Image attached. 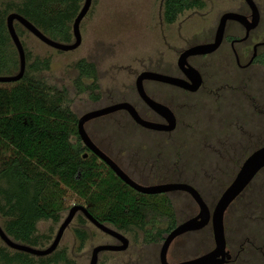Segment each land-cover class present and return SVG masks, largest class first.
Returning a JSON list of instances; mask_svg holds the SVG:
<instances>
[{"label": "rangeland", "instance_id": "obj_1", "mask_svg": "<svg viewBox=\"0 0 264 264\" xmlns=\"http://www.w3.org/2000/svg\"><path fill=\"white\" fill-rule=\"evenodd\" d=\"M199 1L201 2L199 7L184 11L174 23L167 24L163 19L164 0H91L90 9L80 24L81 44L75 50L68 52L44 44L25 28L18 26L16 31L25 50L26 70L46 85L64 92V105L77 119L109 103L120 102L123 98L132 100L142 108L134 89L136 77L141 72L147 70L177 72V58L183 49L195 43L211 40L224 13L247 10L243 0ZM21 2L22 0H3L0 9H7L8 4H12L8 14ZM84 2L85 0H82L79 3L77 12ZM254 2L259 7L262 21L253 34L249 47L254 42L264 40V0H254ZM73 20L72 18L69 24L71 34L69 42L51 35L42 27L38 29L50 39L61 43H73ZM242 32L236 22L231 21L228 24L227 33L240 35ZM227 48H229L228 44L223 45L222 49L210 59L194 58L190 62L194 65H203L207 86H213L211 81L223 83L227 79L232 80L233 85L241 88L235 89L236 92H241V95L234 91L227 93L228 89H226L220 92L221 96L219 93L197 95L196 97L202 98L198 103L197 98L187 99L182 95L174 94L170 89L167 91L166 87L151 90L154 96L162 101L174 105L182 102L184 109H178L181 119L178 129L180 132L181 130L185 133L190 132L183 137L175 132L170 135V139H167L170 150L173 147L176 150L169 152L171 155L165 162L170 164L167 166L168 175L176 171L175 165L178 164V172L199 190L210 208L214 207L232 182L245 158L264 144V126L261 125H264V115L257 117L251 98L252 95L258 97V92L260 94L264 92V68L255 65L245 73L244 78L240 77L241 79L230 76L233 75L229 66L231 52ZM12 49L15 52L13 58L17 60V67L13 70L16 73L19 57L14 45ZM3 54L8 53L6 51ZM81 59L95 65V78L79 77L75 65ZM36 61H46L48 66L29 69ZM14 85L15 83H2L0 88L11 89ZM87 86L96 87L81 90V87ZM145 86L147 87V83ZM260 87L262 91L259 90ZM196 107L198 109H195ZM97 127L103 129V132L97 133L95 131ZM85 129L126 168L131 162L137 161L135 152L139 151L138 154L141 156L142 153L150 150L155 140L152 141L150 135L134 127L128 118L121 115L100 118L95 123H88ZM70 139L75 142V135ZM160 142L162 143V140ZM149 146L151 147L148 149ZM112 147L122 148V153L118 154L115 152L117 149L113 150ZM153 156L146 158L150 159ZM86 197L87 195L82 196L66 187L63 188L61 194L63 210L60 220L57 223L51 220L39 221L36 224L39 244L33 247L47 248L71 206L75 204L86 206ZM177 199L175 216L178 221H183L188 213L196 210V205L184 195H180ZM230 209V216L226 221L230 245L238 249L242 244L245 248L244 256L251 258L248 264H264V170L254 178ZM0 222L2 224L3 220L0 219ZM77 229L87 234L83 245L76 237ZM135 233H125L130 240V248L126 252L104 253L100 258L109 256L113 260L111 264H115V258L116 264H123L126 260H135L150 253L152 248L141 246L139 235ZM103 242H113V239L78 214L64 232L54 253L56 261L49 264H89L93 248ZM1 244L5 246L2 242ZM5 247L11 255L19 252ZM25 255L33 264H46L47 258L53 254L46 257H35L27 253ZM0 264L6 263L0 261ZM12 264L27 263L18 261Z\"/></svg>", "mask_w": 264, "mask_h": 264}, {"label": "trees", "instance_id": "obj_2", "mask_svg": "<svg viewBox=\"0 0 264 264\" xmlns=\"http://www.w3.org/2000/svg\"><path fill=\"white\" fill-rule=\"evenodd\" d=\"M81 1L22 0L13 12L7 14L12 4H8V10L0 9V75L11 74L17 67L6 27L9 14L17 13L35 27L69 42V24L77 15ZM200 3L199 0H164L163 19L172 24L180 14L199 7ZM6 51L8 54H3ZM42 66L47 67L48 63L36 61L29 69ZM75 66L80 78H95L93 63L81 59ZM93 87H81V90ZM63 94L28 71L11 89L0 88V219L3 220L0 224L8 237L29 246L39 244L36 234L39 221L60 220L61 194L65 187L87 195L89 212L101 222L121 228L133 217L124 213V209L133 207L130 191L117 192L116 181L110 175L102 179L101 166L82 159L79 141L70 142V136H77V118L64 105ZM75 232L83 245L86 232L80 229ZM55 256L48 257L46 264L56 261ZM27 258L20 252L11 255L0 242V261L33 264Z\"/></svg>", "mask_w": 264, "mask_h": 264}, {"label": "flooded vegetation", "instance_id": "obj_3", "mask_svg": "<svg viewBox=\"0 0 264 264\" xmlns=\"http://www.w3.org/2000/svg\"><path fill=\"white\" fill-rule=\"evenodd\" d=\"M243 2L245 3L247 10L246 9H245V11L240 10L237 13H239V14L247 17L249 20H251L252 11L244 0H243ZM256 6H257L258 11H259V7L257 4H256ZM259 16H260V18H259V23H258L257 27L254 28L253 30H251L248 33V35L246 34L245 27L242 26L241 24H239L238 22H236V23H237V25H240L243 32L240 35L227 33L228 24H230V22H231V21H228L226 24V27H225L223 40L221 42V45L218 47V49H216L215 51L208 53V54H199V55L189 56L186 59V61H187L186 66H191L194 69H196L198 71V73L200 74V77H201L200 86L196 90H192L191 86H189V85H192V83H191L188 75L178 65V59L184 51L190 49L193 46L213 42L214 38H215L216 31H215L213 38L211 40H207V41H203L200 43H195V44L189 45L187 48L183 49L179 53V56H178L177 62H176L177 72H171L170 70H164L163 72L154 71V70H147L149 72L159 73V74L164 75L166 77L184 80L183 86H179L176 84H171L169 82L155 80V79H148V80L143 81V89H144L145 94L151 100L166 106L172 112V114L174 116V120H172L171 118H165V117L159 115L151 107H149L143 101V99L140 97L138 90L136 88V84L134 85L135 86L134 89H135V92H136V94L140 100L139 102H140V105L142 106V108H139L137 104H135L134 102H132V100H130L128 98H123L122 101H120V102H115L112 104L109 103L108 105L105 106V107H108V106H112V105L119 104V103H128L135 109L138 116L142 120L148 121L150 123L161 125V128L144 127L140 123L136 122L132 118L131 114L126 109H120V110H117V111L112 112L110 114L100 116L97 118H93V119H91L85 123V126H86L90 122L95 123L100 118L110 116V115L111 116L121 115V116L128 118V120L131 122V124H133L134 127L143 131L145 134L150 135L151 136L150 139H152V141L155 139L153 141L154 143L151 144L152 147L151 146L148 147V149L151 147L150 150H148L147 152L145 151L146 153H142L141 156H139V154H138L139 151L135 152L137 154V159L134 158L135 160H137L136 162H131V164L128 166V168L123 167V165H121V162L119 160H117V158L115 156H113V154L108 152V150L103 148L102 145L100 143H98L92 137V135H90L89 132H87L85 129L87 135L89 136L91 142L94 144L95 148L97 150H99L101 153H103L105 156H107L110 160H112V162L124 174H126L133 182H135L136 184H138L142 187H156V186H163V185H169V184H187V185L192 186L195 190H197L198 193L200 194L201 198L204 201V198L202 197L199 190L196 187H194L192 185V183L187 180V178L183 177V174L178 172V167H177L178 164L175 165V168H177L176 171H174V173L172 175H168L167 166L169 163L168 164L165 163V162H167L169 155H171L169 152H171L172 150L174 152L176 151L174 149V147L171 150L169 148V143H168L169 140H167V139H170V135L174 134L175 132H178V133H180L178 135H181L183 137V136H187L190 133V132L185 133V131L182 132V130L180 132V129H178V125L181 123V119L178 115V109H180V108L184 109V107H182L183 104H182V102H181V104L180 103L178 104V102H177L176 104H178V105H174V104H170L167 101H162V99L160 100L156 96H154V94H153V92H151V90H154V88L159 89L161 87H166L165 89H167V91H169L168 89H170V91L173 92L174 94L182 95L184 97H187V99H191V98L195 97L198 99V103H200L202 98L196 97L197 95H200V94L212 95L213 93H215V95H217L219 93V95L221 96L222 93H220V92H222L223 90L228 89L227 93H230L231 91L236 92L235 89H241L240 87L233 85L232 80H228V79H227V81H223V83H218V81L217 82L211 81L212 82L211 85H213V86H207L205 83L206 82L205 81V72L206 71H204L202 69L203 65H200V64L194 65L190 62V60L194 59V58H199L202 60L210 59V57L216 55L222 49L223 45L228 44L229 48H227V49L229 52H231V54L229 53V55H231V57H229L231 60L230 61L231 63H229V66H231L230 72L233 74L230 76L239 77V79H241L240 77L245 76V73L248 72L255 65H258V66L264 68V40L254 42L251 44V47H249L250 42H252V40H253V34L261 25L262 20H261L260 11H259ZM13 25H14L15 30L18 26H22L18 21H14ZM16 33H17V31H16ZM17 35H18V33H17ZM11 43H12V41H11ZM210 66H207V67L209 68ZM26 69H27V61H26ZM18 70H19V61H18ZM16 73L12 72L11 74H3V75H15ZM14 83H16V82H14ZM146 83H147V87L145 86ZM0 84H2V83H0ZM243 87H247V86H243ZM162 89L165 90L164 88H162ZM259 90L262 91V88L260 87ZM236 93L241 95V92L237 91ZM203 95H202V97H203ZM258 97L257 96L255 97L253 95L251 96L252 102H253L252 103L253 108L256 109L255 113H256L257 117H260V116L264 115V92L262 91V94H260L258 92ZM254 102H256L255 105H254ZM105 107H102V108H105ZM197 107L200 109V107L198 105H197ZM197 107L195 109H198ZM102 108H99V109H102ZM189 113L192 114L191 112H189ZM77 121H78V119H77ZM128 125H130L129 122H128ZM128 125H127V127H128ZM261 125L264 126L263 124H261ZM125 126H126V124H125ZM76 129H77V124H76ZM94 130H95V128H94ZM98 130H99V132H98ZM95 131L97 133H100V132H103V129H100L97 127V129ZM75 137H76L75 142H72L71 139H70V142L73 144H76L79 141L82 159L93 162L94 164L101 166L102 167V169H101L102 179L106 180V179L110 178V177H106V176L110 175L113 178V180L116 181V184H117L116 187H118L117 192L120 189H123L126 191L129 190L130 195L134 197L133 207L124 209V213H126L128 215H132L133 217L130 218L129 223L122 225L121 228H119V227H117V226H115L109 222H101L97 219L100 223H102L105 226L113 229L114 231L118 232L121 235V237H115V236H112V235L105 233V232L98 229L103 234L111 237L113 239V242H103L102 244H99L97 246H113L114 248L100 251L98 253L97 264H111L113 262V260L109 256H104V257L100 258L101 254H104V253L105 254H107V253L108 254H110V253H118L119 254V253L126 252L130 248V240L125 236V233H127V232H129V233L137 232L139 235V242L141 243V246H145L146 248H152V250L150 251V253L145 254L143 257L140 256L138 259H135V260H130V259L126 260L125 259L126 261H124L123 264H199L196 262L197 259L201 258L202 256L211 254L215 251L216 243L214 240L213 228H212V213L214 211V207L216 204L214 205V207L210 208L208 206V204L204 201V203L208 207V211H209V215H210L207 224L204 225L200 229L189 230V231H185L183 233L176 235L169 242L166 249H164V244H165L166 240L168 239L170 234L176 228H178L180 225L184 224L185 222L192 220L194 218H197L199 216L200 207H199L198 203L194 200L192 195L189 192L184 191V190H170V191L155 192V193L139 192L136 189H134L133 187H131L130 185H128L127 183H125L116 174V172L104 160H102L98 156L97 153L93 152L90 148H88L86 145H84V143L81 141V139L78 135V132H77V136H75ZM70 138H71V136H70ZM146 139H148V137H146ZM107 140H108V142L110 141L108 138H107ZM161 140H162V143L160 142ZM263 145L264 144L257 147L255 150L259 149ZM110 149H111V147H110ZM112 149L113 150L117 149L115 152H117L118 154L122 153L121 152L122 148H120V147H112ZM144 150H146V149H144ZM254 151H252V152H254ZM152 155H154L152 158H150V159L146 158V157H149ZM134 159L132 161H134ZM137 162H138V164H137ZM262 170H264V169H262ZM260 172H258V174ZM254 178H253V180H254ZM252 181L249 183V185L252 183ZM248 186L230 204V206L227 208V210L224 213L223 225H224L225 247H224L223 251L221 252L222 255L219 254V256L214 258L213 264H248L251 260L250 257L244 256L245 248L242 246V244L239 246L238 249L233 248L232 245H230V243H229L230 239L228 238V233H227L228 228L226 227L227 226V223H226L227 217L230 216V213H229V211L231 210L230 208L233 205H235V203L238 201L240 196L243 195V193L248 188ZM180 195H184V196L189 197L190 198L189 200L191 202H193L192 204L196 205V210L195 211L192 210L190 213H188L187 218H185V220H183V221H178L176 216H175L176 207H177V203H178L177 198ZM77 205L78 204H75L73 206H77ZM187 205H189V204H187ZM73 206H71V208ZM80 206L86 207L88 210L87 203H86V206L85 205H80ZM78 214H81L84 217V215L81 211H78L76 213V215H78ZM206 230H209V232H206ZM123 237L126 238V240H127V246L122 249L121 247H122V242H123L122 238ZM247 242L250 243V241H247ZM97 246H95V247H97ZM116 262H117V259L115 258L114 263L116 264ZM120 262H121V260H120Z\"/></svg>", "mask_w": 264, "mask_h": 264}, {"label": "water", "instance_id": "obj_4", "mask_svg": "<svg viewBox=\"0 0 264 264\" xmlns=\"http://www.w3.org/2000/svg\"><path fill=\"white\" fill-rule=\"evenodd\" d=\"M244 1L247 3V5L252 11L251 20H249L247 17L237 12L224 13L219 19V23L216 28L215 38L213 42L193 46L190 49L184 51L179 57L178 65L188 75L192 83V85H189V86H191L192 90H196L200 86L201 77L196 69H194L191 66H186L187 65L186 59L189 56L199 55V54H208L218 49V47L221 45V42L223 40L225 27L228 21H235L241 24L242 26H244L246 29L247 35L251 30L257 27L259 23V18H260L258 8L253 0H244ZM90 6H91V0H85L82 8L79 10V12L77 13V15L75 16L73 20V23H72V34L74 37L73 43H61L59 41L50 39L48 36H46L43 32H41L37 27H35L32 23H30L23 16L17 13L9 14L6 19V27H7L9 37L18 53L19 70L15 75H1L0 83L18 82L23 78L25 71H26L25 50L14 28V25H13L14 21H18L28 32H30L34 37H36L38 40H40L44 44L50 47H53L56 50L68 52V51L75 50L81 44L80 24L82 20L84 19V17L86 16V14L88 13ZM148 79L165 81V82H169L171 84H176L179 86H183L184 80L166 77L159 73L149 72V71H144L140 73L135 80L136 88L138 90L140 97L143 99V101L149 107H151L155 112H157L159 115L165 118H171L172 120H174V116L172 112L166 106L151 100L145 94L144 89H143V81L148 80ZM120 109H126L131 114L132 118L136 122L143 125L144 127L161 128V125L142 120L138 116L135 109L130 104L119 103V104L108 106V107H105L99 110L88 112L84 114L83 116H81L80 118H78L77 132H78V135L81 141L84 143V145L90 148L93 152L97 153L98 156L102 160H104L125 183H127L128 185H130L137 191L143 192V193H155V192H163V191H170V190H184V191L189 192L192 195V197L194 198V200L198 203L200 207V214L197 218L189 220L185 222L184 224L180 225L170 234V236L168 237V239L166 240L164 244V249H166L169 242L176 235L183 233L185 231L200 229L204 225H206L208 222L209 216H210L208 207L204 203L198 191L195 190L192 186L187 185V184H169V185L156 186V187H142L136 184L126 174H124L112 162V160H110L107 156H105L103 153H101L99 150L95 148L94 144L91 142L89 136L87 135L85 131V123L93 118L104 116V115L110 114ZM262 169H264V145L247 156V158L241 164L232 182L228 185V187L224 190V192L219 197L214 207V211L212 213V228H213L214 240L216 243V249L213 253L202 256L201 258L197 259L196 260L197 263L213 264L214 258L219 256V254L222 255L221 252L223 251L225 247V236H224V225H223L224 213L227 210V208L230 206V204L244 191V189L249 185V183L253 180V178ZM78 211H81L84 217L99 230L105 233H108L112 236H115V237H121V235L118 232L100 223L95 217H93L89 213L86 207L77 205V206H73L69 210L67 216L60 224L52 243L45 249H38L33 246H29V245L22 244V243L12 240L4 232L1 224H0V241L8 248L15 250V251L24 252L32 256H35V257L49 256L57 250L60 244V241L64 235V232L66 231L68 226L71 224V222L73 221ZM122 239H123V242H122L121 248L123 249L127 246V240L124 237ZM113 248H114L113 246L95 247L92 251L89 264H97L98 253L100 251L106 250V249H113Z\"/></svg>", "mask_w": 264, "mask_h": 264}]
</instances>
